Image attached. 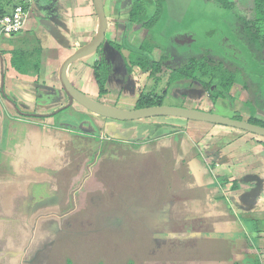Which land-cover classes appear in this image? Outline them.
<instances>
[{
  "label": "rangeland",
  "instance_id": "374dc122",
  "mask_svg": "<svg viewBox=\"0 0 264 264\" xmlns=\"http://www.w3.org/2000/svg\"><path fill=\"white\" fill-rule=\"evenodd\" d=\"M125 1L119 0L115 4L117 12L121 14L128 12L123 7L131 3ZM160 1L163 10L155 27L146 29L140 24H133V28L128 30L127 34L131 33L137 39H132L131 48L143 42L154 44L155 47L149 57L158 59L165 54L167 59L164 66L169 70L182 66L191 57H207L222 61L238 76L239 82L235 83L228 92L231 98L219 97L213 100L211 97L213 90H204L200 84L191 83L190 80H177L167 87L169 73L161 75L160 82L155 85V77L148 78V72L147 75L142 74L143 76L141 74L136 76L131 72L134 67H129L130 52L125 57L120 51L109 53V50L107 58L111 59L112 67L108 80L112 79V81L109 87V81H106L107 92L100 94L97 81L85 72L81 74L80 80L73 81L72 84L96 101L129 107V109L136 108L134 105L137 103L136 96L138 97L139 93L148 92L155 86L154 91L158 94L166 89L163 105L191 107L192 101H197L201 102V106L206 107L209 100L215 102V110L211 112L227 113L225 115H229L228 117H239L241 120H247L252 115L264 121V55L254 51L255 48L249 43L238 16L240 13H247V10L251 11L253 0H230L233 3L230 9L222 7L214 0ZM0 8L2 9L0 14L8 11L5 5ZM147 8L148 15L153 7L147 4ZM249 14H252V11ZM121 26L122 31L126 29L124 23ZM134 29L141 31L138 33ZM182 29H192L195 37L192 39L186 37L181 43L179 41L181 39H177L176 34L181 35ZM124 33L125 31L122 36ZM115 39L120 41V36ZM32 45L41 47L29 32L0 37V52L6 51L11 54L12 60L16 61L13 62V68L17 73L22 71L29 73L33 70L31 66L34 62L33 56L37 54L29 50ZM12 46L21 49L11 52L8 49ZM127 52L128 50L124 51V54L126 55ZM98 59L100 55L95 54L86 60L90 66ZM242 81L247 87L243 86ZM47 89L55 94L53 88L47 87ZM183 89L189 97L191 93L199 90V97L196 98L197 100L192 99L191 102H183L187 97L186 93H182ZM204 99H208L207 102H203ZM67 102V99L66 102H47V105L44 104L45 102H33L31 114L53 113ZM18 104L21 105L19 108L26 111L32 107L31 102H18L17 106ZM42 104L47 107H43ZM50 105L52 106L49 107ZM0 106L3 111L12 110L2 102ZM82 107L78 103H73L47 117L50 122L73 130L74 137L68 140V148H66L67 153L70 154V163H66L67 158L65 162H59L60 166L54 159L44 163L48 171L46 173L44 171L38 180L40 190H36L38 195L36 199H32L35 189L33 185L26 184L27 219L22 209L25 201L14 203L12 199L15 184L10 181V177L14 174L9 169L5 171L3 169L0 173V178H4L0 184V195L9 194L7 198V206L10 207L9 221L14 219L22 221L27 227V230L21 228L22 235L25 236L26 232L30 233L32 221L37 217L40 218L37 220V228H39L37 233L40 236H36L39 240L36 238L33 241V237L30 236V245L27 248L23 245L25 251H21L17 258L9 259L10 264H27L26 260L22 262L23 256L39 248L32 264H178L179 255L187 256L188 252L185 254L184 248L188 247L185 243L189 240L181 235L179 244L176 242L177 237L172 238L168 235L167 232H170L168 229L180 222L177 228H184L180 230L183 232L187 228H193L195 223L193 218L184 217L185 206L181 200L187 199L186 206L190 207L192 197L204 198L213 189L218 188V185L208 173L189 175L186 166L177 171L173 170V165L176 163L173 147L175 144L177 146L180 144L182 138L180 135H172L167 146H164L166 144L164 141L154 145L155 142H150L148 139L163 135L166 129L172 131L175 129L173 127L175 122L187 123L188 120L158 116L152 117L155 119L146 118L145 121H128L126 128L132 129L133 133L129 138L125 137L128 141H120L117 137L113 138L112 131L108 136L105 132H94L93 127L90 126L91 122L83 125L82 121L88 115ZM38 108L40 110H37ZM30 118L40 119L38 116ZM107 119L108 122L116 125L122 122ZM153 120H165V122L168 120L169 124H156ZM226 128L232 127L226 126ZM183 138L187 139V137ZM217 138L214 134L208 136L207 141L209 143ZM252 138L259 139L258 142L262 145L256 143L259 144V150H263L264 138L253 134ZM198 140L201 138L198 137ZM119 141L126 145H121L118 151L116 147H112V144ZM134 141L137 143L148 141V143L142 146L131 145ZM233 141L234 139L230 137L227 143L232 144ZM221 144L223 143L220 142L218 145ZM260 151L251 152L249 148L248 161H256L259 156L264 157ZM210 161L214 160L208 162ZM260 165L262 168L258 167L259 170L264 172V162ZM197 180L204 183H198ZM164 200H169L171 204L178 206L182 211V214L181 212L179 214L182 220L168 216L174 213L169 212V204L164 205ZM199 206L201 205H197ZM41 228H48L50 233H46ZM24 242L26 244L27 238ZM40 242L41 246L38 245Z\"/></svg>",
  "mask_w": 264,
  "mask_h": 264
},
{
  "label": "crops",
  "instance_id": "0c3cea01",
  "mask_svg": "<svg viewBox=\"0 0 264 264\" xmlns=\"http://www.w3.org/2000/svg\"><path fill=\"white\" fill-rule=\"evenodd\" d=\"M118 2L119 0H104V10L108 18L104 41L114 45H122L126 38L128 46L131 47L133 46L132 39L134 36L131 33L130 35L127 34L128 30L133 26L129 21V7L131 4H125L123 8H126L128 12L121 14L115 9V4ZM17 4L25 5L28 10L24 27L19 34L29 32L32 37H35L41 47L38 48L32 45L29 48V50H33L32 53L37 54L33 56L34 62L31 65L33 70L29 73L26 71L17 73L12 65L13 57L11 54L6 51L0 52L3 58V67L0 59V69L1 74L2 70H4L5 93L16 103L31 102L32 107L27 112H32L33 102H45V105H47V102H66L68 98L59 82V68L67 56L78 47L89 42L96 33L98 21L93 2L92 0H0V6L5 5V8L8 9L5 13H9ZM162 10L163 6L161 4ZM158 21L149 29L155 27ZM123 23L126 29L123 30L125 33L122 36L123 27L121 25ZM137 29L134 30L139 33L141 30L137 31ZM180 32L181 35L176 34V38L181 39L179 40L181 43L184 42L182 39L186 37L191 39L195 37L192 29H182ZM118 35L120 36V41L115 39ZM134 40L137 39L134 38ZM18 46H12L7 49L11 52H16L20 48ZM129 47L121 46L120 52L125 57L130 52ZM135 47L137 48L138 46ZM108 50L109 53L117 52V50L105 44L104 51L108 53ZM127 50L128 52L125 55L124 51ZM99 53L96 51L70 65L67 69L69 80L72 83L80 80L83 72L90 74L91 78L95 80L91 65H88L86 59H90L95 54L99 55ZM109 62L112 63L111 59ZM131 72L136 74V76H139V74L141 76H143L142 74L147 75L146 72L141 71L136 66ZM111 81L112 79H107L108 87ZM47 87L53 88L55 94L50 93ZM0 97V102L12 109L11 111H3L0 106V173L3 169L4 171L9 169L14 174L10 177V181L15 184L12 199L14 203L25 201L22 209L26 217V184L30 183L35 188L32 199L38 198L36 193V190H40L38 180L44 171L45 173L48 171L44 163L49 159H54L55 163L60 166L59 162H65L67 158L66 163L69 164L70 154L67 153L66 148H68V140L73 139L74 133H72L73 130L71 128H64L59 124L57 125V123L50 122L49 118H47L50 115H45L43 118L40 117L39 120L42 122H39L38 119L30 118L33 115H19L12 108L13 105L10 101L3 98L1 93ZM207 100L204 99L203 102H207ZM101 103L113 108L129 109V107L110 105L105 102ZM192 103L191 107L193 108L208 111L215 110V102H210L209 100L206 107L201 106V102L192 101ZM44 104H42L43 107H47ZM37 110H40V108ZM214 112L219 113L218 111ZM45 113L48 114L49 112H43V114ZM85 113L88 117L82 123L85 125L93 121V123L91 122V127H93L94 132H105L109 136V132L112 131L114 132L113 138L117 137L120 141H128L126 138H129L133 133L132 129L126 128V122L128 121L118 122V125H116L108 122L106 118L98 117L89 112ZM219 114L225 115L227 113ZM148 119L155 118L151 117ZM141 120L145 121V119ZM153 121L156 124H169L168 120L167 122L165 120ZM173 127L175 129L172 131L166 129L163 135L148 140L155 142L154 145L164 141L166 143L164 146H167L172 139V135H180L182 137L180 144L178 146L175 144L173 147L175 151L174 162L178 163L173 165V170L177 171L179 168L186 166L189 175L208 173L218 185V188L211 189L212 191L204 198L197 199L192 197L190 207L186 206L187 199L181 200L185 206L184 217L193 218L195 223L193 228H187L183 232L180 230L184 228H177V224L180 222L168 229L170 231L167 232L168 235L172 238L177 237L178 241L176 242H179V244L181 235L189 240L185 243L188 247L184 248L185 254L188 252L187 256L179 255L177 263L264 264V172L258 168H262L260 163L264 162V157L260 158L259 156L256 161L253 160L251 162L248 161L247 157L249 148L251 152L260 151L258 146L262 144L258 142L259 139H251L252 134L242 130H234L222 125L192 120H188L187 123L175 122ZM214 134L217 135V140L208 143V136H213ZM197 135L201 140H198ZM183 137H187V139ZM230 137L234 139L232 144L227 143ZM141 140L144 141L143 139ZM120 141L117 143L112 142L114 144H112V147H116L118 151L123 145H126V143H121ZM220 142L223 143L221 146L218 145ZM145 143L147 144L148 141L141 143L134 141L131 142V145L138 146L141 144L142 146ZM260 152L264 155V149ZM213 157L215 158L214 162L210 161L211 163H209L208 161L212 160ZM207 158L209 160H206ZM3 180L4 178H0V184ZM197 182L204 183L201 180H197ZM257 183L260 190L254 194L251 191L257 186ZM234 184H236V188H233ZM7 198H9V194L0 195V264H10L9 259L17 258L21 251H25L23 247L25 245L24 241L29 237V232H26L25 236L22 235L21 228L27 230L22 221L19 219L9 221L10 207L7 206ZM163 203L164 205L169 204V212L174 213L168 216L182 220L179 217L182 211H180L178 206H174L169 200H164ZM199 204L201 206L197 207ZM247 219H254L258 222L260 234L257 233L256 238L254 237V232L247 229L245 225V220ZM7 233L14 234L15 239L9 240ZM10 252H14L16 256L9 258Z\"/></svg>",
  "mask_w": 264,
  "mask_h": 264
},
{
  "label": "trees",
  "instance_id": "16d2710c",
  "mask_svg": "<svg viewBox=\"0 0 264 264\" xmlns=\"http://www.w3.org/2000/svg\"><path fill=\"white\" fill-rule=\"evenodd\" d=\"M128 1L131 2L129 7V21L131 24H140L143 28L149 29L158 21L161 12L160 0H127L126 2ZM214 1L227 9H230L233 6L232 1L230 0ZM147 4H151L153 7V9L150 11V14L148 15ZM250 10L252 11V14H249V12H251L249 10H247V13H240V15H238L239 21L242 22L249 43L255 48L254 51L261 52L264 55V0H253V5ZM0 11H2L1 8ZM3 14L4 13L0 14V16ZM105 43L108 44L110 48H114L118 52L120 51L121 46L129 47L125 38L122 45H114L110 42L104 41L98 48L97 52H100V59L92 64L91 67L94 78L97 81V87L100 94L107 92L105 84L112 67L111 63L106 57L107 52H105L103 48ZM148 43L149 42H143L137 48L129 47V66H136L142 71L148 72V78L155 77V85L160 82L161 75L164 73H169L167 87L172 82L177 80H190L192 83L195 82L200 84L204 90H213L211 96L213 100L219 97L231 98V96L228 95V92L235 83L239 82L238 76L235 72H232L230 69H228L222 61L207 57H192L182 66L173 70H169L164 66V61L167 59L165 54H162L158 60H154L153 58L149 57V54L154 49L155 45ZM13 62L15 63L16 61H12V65ZM242 83L244 87H247V84L244 81H242ZM154 89L155 86H153L148 92L139 93L135 107L142 108L147 106L161 105L165 96L164 94L166 93V89H164L161 94L156 93ZM236 119L240 118L237 117ZM248 122L264 126V121L258 120L252 115L249 117ZM60 126L67 128L63 125ZM233 188H236V184L233 185ZM245 225L247 229L254 232L255 238L257 237V233L260 234L258 222L256 220L247 219L245 220Z\"/></svg>",
  "mask_w": 264,
  "mask_h": 264
},
{
  "label": "water",
  "instance_id": "95a60500",
  "mask_svg": "<svg viewBox=\"0 0 264 264\" xmlns=\"http://www.w3.org/2000/svg\"><path fill=\"white\" fill-rule=\"evenodd\" d=\"M92 2L98 21L97 31L89 42L78 47L69 56H67L65 60L61 63L59 68L60 86L68 98V102L62 108L69 107L73 103H78L89 112L118 121H136L158 116L177 117L186 120L228 126L264 138V126L248 122L247 120L236 119L233 117H228L226 115H221L218 113L204 111L196 108L163 104L136 109H118L107 106L106 104L98 102L82 93L69 80L67 76V69L73 63L95 53L98 50V48L102 45V42L104 41L105 31L108 26V18L104 10V0H92ZM0 59L1 66L3 67V58L1 55ZM3 82L4 70H2L1 74L0 91L2 93V96H4L8 101L12 102L13 106L19 108V106H17V103L14 102L11 98H9V96L5 93ZM58 111L59 109L55 110L53 113L51 112L48 114L31 115L44 117L45 115H52ZM259 190L260 187L257 183V186L251 192L256 194L259 192Z\"/></svg>",
  "mask_w": 264,
  "mask_h": 264
},
{
  "label": "flooded vegetation",
  "instance_id": "af4514ba",
  "mask_svg": "<svg viewBox=\"0 0 264 264\" xmlns=\"http://www.w3.org/2000/svg\"><path fill=\"white\" fill-rule=\"evenodd\" d=\"M106 57H107V53H106ZM192 58V57H191ZM108 59V58H107ZM158 60V59H157ZM165 62V61H164ZM130 67V66H129ZM134 67V66H133ZM147 73V72H146ZM109 79V78H108ZM180 81H183V80H180ZM192 83V82H191ZM195 83V82H194ZM172 84V83H171ZM170 84V85H171ZM182 93H186V90L185 89H183V92ZM193 94H195V95H193ZM199 94H200V92H199V90H198V92H196L195 91V93H191V97H189L188 95H187V93H186V95H187V97H186V100H183V102H190L192 99H196V98H198L199 97ZM10 103H12V102H10ZM66 103H64L62 106H60L59 108H57V109H59V111H61V110H63V109H65V108H62L64 105H65ZM184 104V103H183ZM135 106V105H134ZM133 106V107H134ZM16 112H17V114H19V115H26V116H30L31 115V112H27V111H25V110H22V109H20V108H15L14 106L12 107ZM62 108V109H61ZM83 108V107H82ZM189 108H192V107H189ZM17 109V110H16ZM57 109H55V110H57ZM85 109V108H84ZM196 109H199V108H196ZM200 110H202V109H200ZM204 111H208V110H204ZM85 112H89L88 110H86L85 109ZM209 112H211V111H209ZM89 113H91L92 114V112H89ZM214 113H216V112H214ZM32 114H34V113H32ZM41 114H43V113H41ZM94 114V113H93ZM219 114V113H218ZM52 115H54V114H52ZM94 115H96V114H94ZM223 115V114H222ZM96 116H98V117H102V116H99V115H96ZM30 117H32V116H30ZM39 117H43V116H39ZM250 117H251V115H250ZM254 117V116H253ZM102 118H105V117H102ZM256 119H257V117H255ZM87 119V118H86ZM107 119V118H106ZM249 119V118H248ZM247 119V120H248ZM89 120V119H88ZM259 120V119H258ZM82 121V120H81ZM84 121V120H83ZM82 121V122H83ZM263 121V120H262ZM92 123H93V121H91ZM91 126V125H90ZM67 128H69V127H67ZM104 134V133H103ZM103 138V137H102ZM101 138V139H102ZM215 158L213 157L212 158V160H214ZM214 162V161H213ZM209 163H211V162H209ZM37 220H40V218H37L36 220H33L32 221V227H31V229H30V233H29V237L31 236V237H33V241L36 239V238H38V237H36V236H40V234L39 233H37V230L39 229V228H37L38 226H37ZM27 228V227H26ZM43 228V227H42ZM41 228V229H42ZM43 231H45L46 233H50L49 231H48V228H46V229H42ZM8 234V233H7ZM9 235V240H12V239H15V235L14 234H8ZM29 237L27 238V242H26V244H25V246H26V248H27V246L28 245H30L29 244ZM45 239V238H44ZM38 240H39V238H38ZM41 244V242L38 244L39 246H41L40 245ZM40 249V248H39ZM38 249V250H39ZM38 250H33V251H31V253L28 255V254H25V256H23V258H22V262H25V260H26V263L27 264H32V260L36 257L35 256V254H36V252L38 251ZM9 258H13V257H15L16 256V254L14 253V252H10L9 253Z\"/></svg>",
  "mask_w": 264,
  "mask_h": 264
},
{
  "label": "built area",
  "instance_id": "2783aa9c",
  "mask_svg": "<svg viewBox=\"0 0 264 264\" xmlns=\"http://www.w3.org/2000/svg\"><path fill=\"white\" fill-rule=\"evenodd\" d=\"M28 16L27 7L17 4L9 13L0 16V36H13L18 34L24 27Z\"/></svg>",
  "mask_w": 264,
  "mask_h": 264
}]
</instances>
